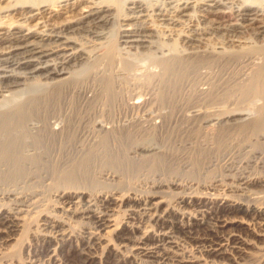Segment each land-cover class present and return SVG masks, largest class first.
<instances>
[{"label": "bare ground", "instance_id": "6f19581e", "mask_svg": "<svg viewBox=\"0 0 264 264\" xmlns=\"http://www.w3.org/2000/svg\"><path fill=\"white\" fill-rule=\"evenodd\" d=\"M10 9L0 264H264V0Z\"/></svg>", "mask_w": 264, "mask_h": 264}, {"label": "rangeland", "instance_id": "374dc122", "mask_svg": "<svg viewBox=\"0 0 264 264\" xmlns=\"http://www.w3.org/2000/svg\"><path fill=\"white\" fill-rule=\"evenodd\" d=\"M10 3V0H0V12L3 14V13H8V12H14V9H10V10H2L1 11V9H3V8H5V6H7L8 4ZM55 8H57V7H55ZM78 9H79V5H77L76 7H74V9H72V10H70V11H65L66 9H61V11H62V13L60 14V16H57V17H55L57 20H60V19H62V18H64L65 16L66 17H68V16H72L73 14H75V13H77V11H78ZM55 11V10H54ZM64 11V12H63ZM58 14V15H59ZM16 16H18V14L17 13H13L12 15H11V17L13 18V17H16ZM173 133H175V130L173 131ZM171 144V143H170ZM169 146H172V147H169V149H173L172 151V155L170 154L169 156H167L166 157V159H165V161L164 162H160V164L161 165H156V168L155 169H153L152 171H150V172H153L154 170L157 172V173H160V172H164L165 174H168V173H175V172H180L181 171V168H180V165H181V156L183 155V153L185 152V150L182 148L181 150H180V148H178V146H180V144L179 143H177V142H175L174 144H171V145H169ZM221 155H220V154ZM219 153H218V156H219V162H218V164L217 165H219V164H223V163H225V160H226V158H224L225 156H224V151L223 150H220L219 151ZM222 160V161H221ZM163 163V164H162ZM158 167V168H157ZM162 167V168H161ZM123 168V167H122ZM161 168V169H160ZM178 169V170H177ZM124 171V173H126L127 172V174H129V169H123ZM126 171V172H125ZM143 171H145V170H143ZM154 171V172H155ZM126 174V175H127ZM12 243H14V240H12V242L10 243V244H12ZM14 249L16 250V251H22V252H25V250L27 249V246L25 245V243L23 244H18V243H15L14 244ZM256 257V256H255ZM254 259V258H253ZM253 259H251V260H249V261H245L244 262V260H242L243 262H244V264H256L257 263V261H254V262H252L253 261ZM252 262V263H251Z\"/></svg>", "mask_w": 264, "mask_h": 264}]
</instances>
